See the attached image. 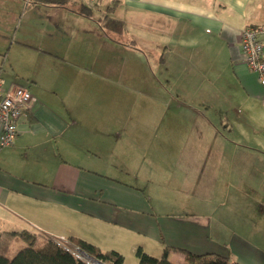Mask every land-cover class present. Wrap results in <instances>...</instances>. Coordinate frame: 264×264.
I'll return each instance as SVG.
<instances>
[{
    "label": "crops",
    "instance_id": "1",
    "mask_svg": "<svg viewBox=\"0 0 264 264\" xmlns=\"http://www.w3.org/2000/svg\"><path fill=\"white\" fill-rule=\"evenodd\" d=\"M112 1L97 0L87 17L79 8L88 0H0L2 85L31 95L14 143L0 151V233L24 230L35 248L76 237L123 255L84 227L101 225L98 234L114 226L124 236L118 214L149 211L151 187L161 185L157 172L167 165L181 166L173 177L163 173L179 194L206 196L217 179L226 193L233 155L244 165L237 187L259 186L264 196V89L240 47L245 26L264 28V0H117L110 16L121 32L98 20ZM97 194L117 216L86 208ZM143 224V238L155 242L157 231ZM174 229L173 242L133 246L134 253L140 247L160 257L164 246L215 253L194 222ZM247 245L254 259L226 254L263 264ZM27 246L14 237L7 259ZM170 261L184 264L186 256L171 252Z\"/></svg>",
    "mask_w": 264,
    "mask_h": 264
},
{
    "label": "rangeland",
    "instance_id": "2",
    "mask_svg": "<svg viewBox=\"0 0 264 264\" xmlns=\"http://www.w3.org/2000/svg\"><path fill=\"white\" fill-rule=\"evenodd\" d=\"M173 151L176 153L178 150L173 149ZM236 158L232 155L227 161V172L229 171L231 178H227L226 193L222 192L226 186L220 179H217L210 184L211 189L206 196H191L189 198L187 195L191 193L179 194L181 192L177 187L174 188L172 185L168 187L165 175L168 177L178 175L181 166L167 165L165 170L162 168L157 172L162 175L161 185L156 186L154 184L151 187L152 197H148L151 199L147 201L149 211L126 218L125 215L116 213V210L109 209L114 213L111 217L109 216L111 212L105 210L104 206H100L102 205V198L97 194L91 197L93 199L90 201L93 202L92 204L90 202V206L87 205L86 208L93 209L96 214L107 216L110 220L118 214L123 223L126 222L128 228L123 230L124 236L117 234L114 226L105 227L104 231H98L96 234L95 231L97 232V228H100L101 225L95 224L92 227L87 222L88 229L83 226L84 232H82L86 235L89 234L88 236L95 238V240H104L102 245L109 242L108 244L111 246L115 245L121 249L125 264H137L133 246L144 244L147 249H151L156 244H160L161 239L166 240V242H173L171 232L175 231V227L182 226L184 221L194 222L197 227L195 234H200V237H203L201 242H205L208 249L216 253H226L227 250L234 251L237 256L245 257L249 261L248 257L252 255L248 254V250L241 246L243 242H247L249 245L247 247L250 249L254 247L258 250L256 252L264 264V196L260 195L263 190L259 186L257 190L254 187L249 189L243 185L237 187L241 180L239 177L243 175V171L239 173L237 168L244 165L242 163L238 165L235 162ZM252 182L253 184L256 183V181ZM145 194L147 193L145 192ZM224 194H227V197L224 198ZM218 195H221V198L217 197ZM86 198H88V200L86 199L88 202L90 198ZM213 198L217 200H213ZM95 202L97 203L95 204ZM143 223L149 225L148 228L151 232L157 231L155 242L151 237H148L149 239L143 238L142 232H145L146 227ZM73 226L76 227V225ZM71 246L73 247V245ZM72 252H74L73 249ZM75 257L77 258L76 255ZM234 258L235 256L231 255V259L235 260ZM252 259H254L253 256ZM252 263L259 264L256 261Z\"/></svg>",
    "mask_w": 264,
    "mask_h": 264
},
{
    "label": "trees",
    "instance_id": "3",
    "mask_svg": "<svg viewBox=\"0 0 264 264\" xmlns=\"http://www.w3.org/2000/svg\"><path fill=\"white\" fill-rule=\"evenodd\" d=\"M33 4H43L48 6H65L69 0H29ZM118 5L117 0L109 3L102 15L99 17L101 25L107 29L121 32L124 28L123 23L110 16ZM99 9L95 4L81 5L79 12L87 17H91L93 10ZM14 237H19L27 242V247L20 250L12 259H7L6 252L9 244ZM35 235L24 230L8 231L0 233V264H85L76 258L69 251L61 248L52 240H47L46 244L40 248H35ZM68 242L107 264H123L124 257L115 250H101L97 246L90 244L76 237H69ZM171 252L183 253L186 256L184 264H238L231 259L230 254L224 253H206L201 255L192 254L184 249L164 246L160 257H154L145 253L140 247L136 250L135 256L137 264H173L170 261Z\"/></svg>",
    "mask_w": 264,
    "mask_h": 264
},
{
    "label": "built area",
    "instance_id": "4",
    "mask_svg": "<svg viewBox=\"0 0 264 264\" xmlns=\"http://www.w3.org/2000/svg\"><path fill=\"white\" fill-rule=\"evenodd\" d=\"M90 6L97 0H88ZM264 28L245 26L240 31V47L243 61L248 69L253 72L259 84L264 89ZM31 95L27 89L19 86L3 88L0 77V151L11 146L18 134L19 119L25 114ZM58 246L75 254L85 264H107L102 261H93L83 258L72 252L73 247L63 238L52 239Z\"/></svg>",
    "mask_w": 264,
    "mask_h": 264
},
{
    "label": "water",
    "instance_id": "5",
    "mask_svg": "<svg viewBox=\"0 0 264 264\" xmlns=\"http://www.w3.org/2000/svg\"><path fill=\"white\" fill-rule=\"evenodd\" d=\"M74 247V249H76L77 251H79L82 255H84L85 257H87V258H89V259H91V260H93V261H96V262H98L99 260H97L96 258H93L92 256H90V255H88L87 253H85V252H83L82 250H80L79 248H77V247H75V246H73ZM71 253V252H70Z\"/></svg>",
    "mask_w": 264,
    "mask_h": 264
},
{
    "label": "bare ground",
    "instance_id": "6",
    "mask_svg": "<svg viewBox=\"0 0 264 264\" xmlns=\"http://www.w3.org/2000/svg\"><path fill=\"white\" fill-rule=\"evenodd\" d=\"M73 250H74V252H75L77 255L82 256L83 258H87V257H85L84 255H82L79 251H77L76 249L73 248ZM74 256H75V255H74Z\"/></svg>",
    "mask_w": 264,
    "mask_h": 264
}]
</instances>
